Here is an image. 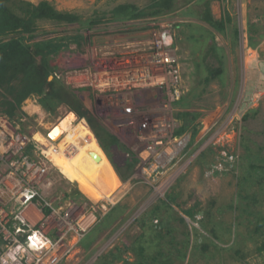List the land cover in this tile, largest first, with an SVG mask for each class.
<instances>
[{"label": "rangeland", "instance_id": "rangeland-1", "mask_svg": "<svg viewBox=\"0 0 264 264\" xmlns=\"http://www.w3.org/2000/svg\"><path fill=\"white\" fill-rule=\"evenodd\" d=\"M24 1L35 5L47 1L58 11L78 16L74 24L38 20L34 38H26L29 43L53 39V43L63 45L58 52L49 55L48 67L52 71L49 80L55 78L73 90L90 113L89 117H78L66 104L58 105L54 112L42 107L49 114L43 126L50 127L65 116L50 131L52 140L59 136V129L67 130L72 123L74 129L69 136L80 146L72 159L58 154L52 157L65 175L61 177L53 168L52 175L57 181L54 191L69 193L78 190L86 200H72L85 210L90 205L98 207L104 202L93 201L91 197L115 191L109 197L112 200L107 201L108 207H119L113 220H104L105 214L99 211L104 221L94 225V229L75 245L71 256L61 264H100V259H107L109 264H136L137 260L144 263L137 252L140 243L146 246L143 257L147 259L145 264H149V256H156V243L175 257V248L180 249L185 240L188 242L185 259L174 260V264H264V0H175L173 10L163 16L148 15L131 20L118 14V7L131 5L148 12L151 4L159 0ZM207 8L216 19L223 15L230 17V26L224 34L201 20V13ZM155 19L172 24V45L181 69V96L191 99L188 111L202 114L196 121L200 125L197 143L190 139V146L187 145L166 166L156 164L153 158L140 161L139 150L130 145L124 132L113 127L114 123L110 125L111 118L117 113L103 115L96 110L97 101L111 95L107 88V93L99 95L94 86L98 80L93 87L80 85L81 79L91 83L94 76L103 81L102 67L98 62L107 64L114 58L130 55L129 51H122V46L132 49L133 44L148 41L151 31L148 24ZM95 20H99L98 23L91 24ZM235 29L238 30L237 36ZM248 37L258 42L255 48L247 47ZM217 68L223 70L220 77L205 83L207 70ZM86 71H90V75ZM41 96L36 93L27 96L17 105L12 116L3 112L0 105V115L17 118L22 107H27L32 99L40 103ZM4 98L10 99V96H1L0 104ZM130 104L127 103V107ZM176 105L175 113L184 111ZM245 115L246 119L243 118ZM95 116L117 140L108 150V156L87 119L96 122ZM35 117L29 122H34ZM67 136L66 132L62 138ZM91 137L94 143H90ZM63 140L59 141L61 146L67 143V139ZM200 153L205 156L197 160ZM93 154L114 172L119 182L114 188H110L101 177L99 168L103 166L84 169L85 159ZM226 154L232 156L230 161ZM143 157L146 156L143 154ZM221 159H224L222 163L225 162L226 170L218 165L220 171L217 172L215 166ZM127 160L132 164L130 170L127 163L125 165ZM251 164L255 170H251ZM66 166L80 171L98 193L88 192L69 175ZM249 171L252 177L247 173ZM168 195L175 196L172 210L161 206L154 212L158 213L157 218L149 215V211ZM194 205V218L187 217L183 211ZM149 218H153L155 225L163 223L158 242L151 232L143 237V230L151 226ZM144 221L146 226L142 224ZM167 227L171 232L166 231ZM212 227L217 229V239H213L209 232ZM206 237L222 249L209 244L208 251H203L200 246L207 242Z\"/></svg>", "mask_w": 264, "mask_h": 264}, {"label": "built area", "instance_id": "built-area-1", "mask_svg": "<svg viewBox=\"0 0 264 264\" xmlns=\"http://www.w3.org/2000/svg\"><path fill=\"white\" fill-rule=\"evenodd\" d=\"M148 25V41L133 44L132 49L122 46L130 55L107 64L98 62L103 81L94 76L86 83L80 78V85L93 87L100 81L94 85L98 94L109 91L111 95L99 99L96 110L103 115L117 113L110 125L124 132L130 145L139 150L140 161L153 158L166 166L187 147L190 135H175L180 123L174 104L182 95V79L172 45V24L155 19ZM32 100L17 118L0 115V264L62 263L102 218L99 211L106 214L111 208L106 199L85 210L66 191H54L53 168L60 172L52 156H71L79 145L69 136L72 123L67 130L59 129V136L52 140L50 131L65 116L50 127L43 126L49 114L37 99ZM34 115L35 123H30ZM66 132L67 138H62ZM62 139H67L64 148L59 144ZM227 158L230 161L232 156ZM224 159L214 165L217 172L218 165L226 170Z\"/></svg>", "mask_w": 264, "mask_h": 264}, {"label": "trees", "instance_id": "trees-1", "mask_svg": "<svg viewBox=\"0 0 264 264\" xmlns=\"http://www.w3.org/2000/svg\"><path fill=\"white\" fill-rule=\"evenodd\" d=\"M174 1L175 0L155 1L149 7L148 12H144L131 5L120 6L117 10L118 14H123V17L128 20L139 19L148 15L163 16L173 10L175 7ZM38 20H48L58 24H74L78 21V16L73 13L58 11L47 1H41L35 5L24 0H0V97H4L6 94L10 96V99L4 98L5 101L0 104L3 106V112L9 116L14 115L17 105H19L30 94L36 93L40 96L42 95L40 97V104L46 111L54 112L58 105L66 104L68 108L75 112L78 117H89V110L85 108L81 98L73 94L75 93L73 90L68 89L55 78L53 80H49V76L52 73L51 69L48 67L49 55L58 52L63 45L61 43H53V39L30 43L26 41V38L29 40L34 38L33 32L36 28L35 26ZM201 20L209 24L220 34H224L228 25L230 26L231 23V19L227 15H223L220 19H215L209 8H207L203 14L201 13ZM98 21L99 20H95L94 22H91V24L98 23ZM176 26L178 27L179 24ZM234 32L235 36H237L238 30L235 29ZM263 36H260V38ZM257 43L258 42L253 41V38H247V47L255 48ZM212 47H214L215 50L217 48L214 43L212 44ZM207 71V77L204 79L205 83L220 77L223 73L222 68H217L216 70L208 69ZM194 97L195 95L192 98ZM13 102L16 103V105ZM175 103L177 104L176 106H179L184 110L182 112L175 113V117L180 123L175 135L190 133V139H195L200 128V125H198L199 123L196 121L202 114L200 112L188 111L191 107L190 98L181 96V98ZM246 117L247 115L243 118L246 119ZM95 118L98 121L94 122V119H87L90 124L92 123L91 127L96 137H98L99 145L105 152L106 156H108V150L112 147V145L117 143V140L104 126H102V120L98 119L96 116ZM101 136L103 138H101ZM102 139H104L105 142L102 141ZM190 139L188 146H190ZM198 156L199 158L197 160H201L204 158L205 154L200 153ZM127 165L130 170L132 164L128 163ZM255 169L254 165L251 164V170ZM247 173H249L252 177L251 171ZM256 173L260 178L261 176L258 172ZM67 197L76 200L80 198L86 200V198L78 190H71L67 193ZM174 201L175 196L168 195L164 201H161L160 205H157L149 211V215L153 218H157L158 213L154 212L156 209H160L161 206H164L165 209H169V211L172 210L171 204H173ZM118 208L119 207H117V205L112 207L105 214L106 218L104 220H113L117 214L116 211ZM195 208L196 206L194 205L190 209L184 210L183 212L187 217L194 218ZM153 218H149L151 226L150 229L143 230V237H146V233L151 232L155 242H158L157 240L160 237L159 231L163 229V223L160 222L158 225H155L153 224ZM180 218L181 220L183 219L182 217ZM104 220L101 218L99 220L100 223L98 222V224L100 225ZM142 224L143 226H146V221L142 222ZM216 230V228L212 227L209 231L212 234L211 236L213 239H217ZM166 231L171 232V229H168L167 227ZM209 244H213L218 249H222L210 239H208L206 243L201 244L200 247L203 251H208L207 249ZM155 246H157L156 256H149L151 260L149 264H174V260L179 259L180 261H183L185 259L188 242L185 240L183 241L180 249L175 248V257H173L172 253L167 254L166 252L168 250L163 249L160 244L156 243ZM137 248V252L143 259L144 263L137 260L136 264H145L147 259L143 257V252L146 246L140 243ZM262 249H264V246ZM236 254L239 253L237 252ZM100 264L109 263L107 259H100Z\"/></svg>", "mask_w": 264, "mask_h": 264}, {"label": "bare ground", "instance_id": "bare-ground-1", "mask_svg": "<svg viewBox=\"0 0 264 264\" xmlns=\"http://www.w3.org/2000/svg\"><path fill=\"white\" fill-rule=\"evenodd\" d=\"M54 138V137H53ZM91 142L90 143H94V139L93 137L90 138ZM72 141L78 144V142H76V140L72 139ZM79 145V144H78ZM80 147V146H78ZM61 148H64V146L62 145ZM82 148V147H81ZM80 149V148H79ZM65 149H62L61 151L63 152ZM79 152V150L77 152H75V155ZM59 155V154H58ZM74 153L71 156H66L65 159H72V157L75 156ZM61 157H63V155H60ZM53 157V156H52ZM64 158V157H63ZM67 163V162H66ZM84 166L86 168H91V167H102L99 168L102 172L101 177L104 178V180L106 181L107 185L110 188H114L119 182L116 179V176L114 175V172L112 171V169L110 168V166L108 164L104 165V163H100V157L93 154L92 156H90L88 159L86 158L84 161ZM54 165L57 167L58 171L60 172V175H62L63 177H65V175L63 174V172L60 170L58 163L54 162ZM66 165V164H65ZM68 166V165H67ZM66 169L68 170V172L70 173L69 175H72V177H74L88 192H94L96 191V193H98V190L95 186H93V184H90L91 182H88V180H85L83 178L82 173H80V171H76V170H72L71 168L67 167ZM67 172V171H66ZM71 177V176H70ZM89 178V177H88ZM93 181V180H92ZM93 183V182H92ZM94 188H93V187ZM85 190V193L87 192ZM115 193L111 192V193H105L104 195L101 194H97L98 197H91L93 201H99L102 200V198H107L109 199V197H111V195H113ZM88 194V193H87ZM110 201L112 199H109Z\"/></svg>", "mask_w": 264, "mask_h": 264}, {"label": "crops", "instance_id": "crops-1", "mask_svg": "<svg viewBox=\"0 0 264 264\" xmlns=\"http://www.w3.org/2000/svg\"><path fill=\"white\" fill-rule=\"evenodd\" d=\"M215 19H216V18H215ZM197 135H198V134H197ZM194 140H195V142L197 143V140H199V136H196Z\"/></svg>", "mask_w": 264, "mask_h": 264}, {"label": "flooded vegetation", "instance_id": "flooded-vegetation-1", "mask_svg": "<svg viewBox=\"0 0 264 264\" xmlns=\"http://www.w3.org/2000/svg\"><path fill=\"white\" fill-rule=\"evenodd\" d=\"M128 107H131V105H129ZM111 161H112V160H111ZM128 161H129V160H127V162H125V165H126V163L128 164ZM112 162H113V161H112ZM115 167H116V166H115Z\"/></svg>", "mask_w": 264, "mask_h": 264}, {"label": "water", "instance_id": "water-1", "mask_svg": "<svg viewBox=\"0 0 264 264\" xmlns=\"http://www.w3.org/2000/svg\"><path fill=\"white\" fill-rule=\"evenodd\" d=\"M113 148H114V149H117V146H114Z\"/></svg>", "mask_w": 264, "mask_h": 264}, {"label": "clouds", "instance_id": "clouds-1", "mask_svg": "<svg viewBox=\"0 0 264 264\" xmlns=\"http://www.w3.org/2000/svg\"><path fill=\"white\" fill-rule=\"evenodd\" d=\"M249 49H251V48H249ZM61 264V263H60Z\"/></svg>", "mask_w": 264, "mask_h": 264}]
</instances>
